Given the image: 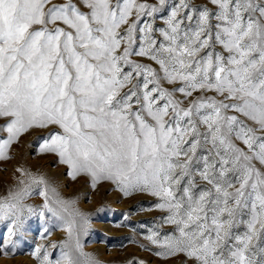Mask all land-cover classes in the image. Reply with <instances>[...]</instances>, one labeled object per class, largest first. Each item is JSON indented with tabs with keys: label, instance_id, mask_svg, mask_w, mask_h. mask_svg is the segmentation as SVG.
Returning a JSON list of instances; mask_svg holds the SVG:
<instances>
[{
	"label": "snow or ice",
	"instance_id": "snow-or-ice-1",
	"mask_svg": "<svg viewBox=\"0 0 264 264\" xmlns=\"http://www.w3.org/2000/svg\"><path fill=\"white\" fill-rule=\"evenodd\" d=\"M0 118V154L56 125L73 178L157 198V257L264 264V0H0Z\"/></svg>",
	"mask_w": 264,
	"mask_h": 264
},
{
	"label": "rangeland",
	"instance_id": "rangeland-1",
	"mask_svg": "<svg viewBox=\"0 0 264 264\" xmlns=\"http://www.w3.org/2000/svg\"><path fill=\"white\" fill-rule=\"evenodd\" d=\"M6 122L0 118V126ZM60 131L34 127L0 154V243L16 245L15 255L0 251V264H42L33 255L38 249L50 264H179L181 257L165 260L145 250L153 248L145 239L150 228L171 231L160 219L166 212L155 208L157 198L125 196L86 173L73 178L55 153L40 151L49 134ZM7 135L0 131V138Z\"/></svg>",
	"mask_w": 264,
	"mask_h": 264
}]
</instances>
